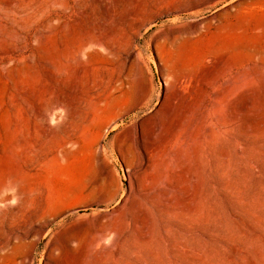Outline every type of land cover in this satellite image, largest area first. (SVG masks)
Listing matches in <instances>:
<instances>
[{
	"label": "rangeland",
	"instance_id": "obj_1",
	"mask_svg": "<svg viewBox=\"0 0 264 264\" xmlns=\"http://www.w3.org/2000/svg\"><path fill=\"white\" fill-rule=\"evenodd\" d=\"M0 264H264V0H0Z\"/></svg>",
	"mask_w": 264,
	"mask_h": 264
}]
</instances>
